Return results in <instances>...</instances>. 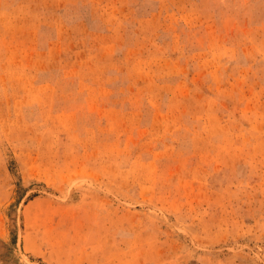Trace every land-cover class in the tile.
<instances>
[{
    "label": "rangeland",
    "instance_id": "374dc122",
    "mask_svg": "<svg viewBox=\"0 0 264 264\" xmlns=\"http://www.w3.org/2000/svg\"><path fill=\"white\" fill-rule=\"evenodd\" d=\"M0 264H264V0H0Z\"/></svg>",
    "mask_w": 264,
    "mask_h": 264
}]
</instances>
